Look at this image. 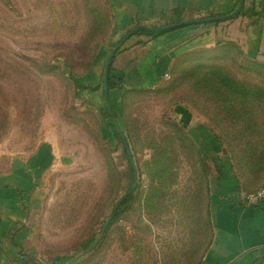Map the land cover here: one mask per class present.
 <instances>
[{
	"label": "rangeland",
	"instance_id": "obj_1",
	"mask_svg": "<svg viewBox=\"0 0 264 264\" xmlns=\"http://www.w3.org/2000/svg\"><path fill=\"white\" fill-rule=\"evenodd\" d=\"M111 7L110 0H0V151L55 145L27 250L36 264H194L208 236L206 183L214 165L189 126L208 122L231 153L255 137L234 145L223 134L226 121L236 119L240 133L244 120L259 126L264 119V105L227 115V99L201 79L216 67L255 94L236 102L264 104V64L248 58L242 43L195 45L174 58L169 77L117 87L109 118L100 93L104 64L97 92L84 84L94 57L116 44Z\"/></svg>",
	"mask_w": 264,
	"mask_h": 264
},
{
	"label": "crops",
	"instance_id": "obj_2",
	"mask_svg": "<svg viewBox=\"0 0 264 264\" xmlns=\"http://www.w3.org/2000/svg\"><path fill=\"white\" fill-rule=\"evenodd\" d=\"M110 2V38L114 43L121 40L110 62L111 73L120 78L121 85L143 86L146 81H161L164 73L169 74L174 58L195 45L242 43L248 58L264 64V0ZM239 2L241 11L225 19L178 25L156 38L124 36L129 30L134 32L177 17L184 20L228 14ZM106 57L97 54L86 71V85L95 88L91 89L94 94L102 73L100 65H105ZM115 89L109 90V99ZM251 129L249 126L248 143L255 137V147L252 144L248 154L255 153L246 163L242 153L224 150L225 136L219 138L208 122L189 126L190 138L203 158L212 159L214 165L206 183L208 236L194 264H264V198H246L247 193L264 185V130L257 136L260 129ZM236 139L233 143L242 142ZM54 147L53 142L45 140L34 150L20 154L0 151V264H36L27 250L29 224L33 208L42 201L40 185L56 156Z\"/></svg>",
	"mask_w": 264,
	"mask_h": 264
},
{
	"label": "trees",
	"instance_id": "obj_3",
	"mask_svg": "<svg viewBox=\"0 0 264 264\" xmlns=\"http://www.w3.org/2000/svg\"><path fill=\"white\" fill-rule=\"evenodd\" d=\"M241 9H242V7H241ZM241 9H240V11H241ZM178 20H180L179 17H177L176 19H172V20H170V21H168L166 23L153 24V25L139 27L134 32H132L131 34H142V35H144V36H146L148 38H156V37H159V36L165 34L168 31L174 29L176 26H173L172 24L175 21H178ZM118 51H119V48L117 49L116 52H118ZM89 65H88V67H89ZM215 68L216 67H212V71L210 73L208 72L207 73L208 75L204 79L202 78L201 80L203 81V84H205L207 86H210V88L213 89V92H215L216 95H217L216 91L219 90V92L222 94L224 99H227L228 103H226V105H225V106H227V109H225V111H223V112L227 113V115H229V114L234 115L235 113H239L240 111H242L243 113H247L248 111L247 110L244 111L243 106L244 107L245 106H251L252 108H254V107H261V106L264 105V104L255 105V104H253L251 102L244 103L243 101H241V99L236 102L235 101V100H237L236 97H238V98H245L246 97L247 100H248V99H251L252 96H255V94L253 95L251 93V89H248V87L244 86V84H242L240 82H237V81H235V80H233V79H231L229 77H226V76L222 75V73L220 74L219 73L220 71L218 69H215ZM171 70H172V63H171V66H170V71ZM100 83L102 84V87H103V80L102 79H101ZM78 86H81V85L79 84ZM84 86L90 87V89H95L91 85H85L84 84ZM122 86L123 85H121L120 78H117L116 76L112 75V73H111V65H109L108 74H107V99H108L109 109L104 105L105 113L107 114V117H109V118H111V116H114V114L116 113L115 112V108L109 103V98H108L109 90L112 89V88H117V87L121 88ZM202 88H204V87H202ZM202 90H204V89H202ZM102 92H103V89H102ZM219 107H221V106H218L217 110H219ZM113 121L118 126L119 123H117V120L114 119ZM226 124H225L226 128H223V131H224L223 134L227 131L226 135L229 137L228 139H232V141H233V138H237L238 140L242 141V142H239V143H233L234 145L235 144L236 145H242V144L248 143L249 126H252L251 130H253V132H255L256 130L260 129V130L257 131L258 135L263 134V131H261V130H264V119L261 120V123H260L259 126H258L259 123H258L257 120L250 119V118L247 121L244 120V122H242V126H243L242 128L243 129H240V133L238 132V129H237V125H236L237 121H236V119L232 118L231 121H226ZM228 128H233L234 129L233 132H232V135H234L233 137H230V135L228 134ZM244 135H246V136H244ZM119 140H120V143H122L125 151H127L129 162L132 163V157L130 156L131 154H130V151L128 149V143H127L126 138L122 135V136H119ZM227 143H228V141H227ZM198 150L200 152V148H198ZM234 151H236L238 153H242L243 156L246 157V159H245L246 163H248L249 155L253 156L254 153H255V152H251L250 154H248L250 152L248 144H246L244 147L243 146H241V147L234 146L233 149H232L231 154ZM247 165L248 164H246V166ZM132 173H134V169L133 168H132ZM134 184H135V182L132 181L131 185H130V187L128 189L129 190L128 194L127 193L125 194L124 198L117 205V207L113 206V208L111 210V218H110L109 223L114 218V216L117 214L119 208L125 203V200H126L127 196L129 194H131V192L135 188ZM109 223H108V225H109ZM106 228H105V230H106Z\"/></svg>",
	"mask_w": 264,
	"mask_h": 264
},
{
	"label": "water",
	"instance_id": "obj_4",
	"mask_svg": "<svg viewBox=\"0 0 264 264\" xmlns=\"http://www.w3.org/2000/svg\"><path fill=\"white\" fill-rule=\"evenodd\" d=\"M241 7V2L238 3L237 7L234 9V11H232L231 13L228 14H224V15H217V16H212V17H202L199 19H184V20H180L177 22H174L172 25L173 26H178V25H182V24H188V23H194L197 21H205V20H220V19H225L227 17H230L233 13L238 12L239 9ZM134 30V29H133ZM133 30H129L127 33H125L124 36L129 35L130 33L133 32ZM121 45V40L118 41L115 46L109 51V53L107 54L106 57V61H105V65H104V70H103V93H104V103L106 105V107L109 109V105H108V101H107V74H108V68L112 59V56L115 54V52L117 51V49L120 47ZM121 133V132H120ZM122 135V133H121ZM125 194L122 195L119 200L116 202V204L114 205V207H117V205L121 202V200L124 198ZM111 218V213L109 214L108 218L106 219L103 227H102V231L100 236L102 235V233L104 232L105 228L107 227L109 221ZM100 238V237H99ZM97 241H95L94 245L96 244Z\"/></svg>",
	"mask_w": 264,
	"mask_h": 264
},
{
	"label": "built area",
	"instance_id": "obj_5",
	"mask_svg": "<svg viewBox=\"0 0 264 264\" xmlns=\"http://www.w3.org/2000/svg\"><path fill=\"white\" fill-rule=\"evenodd\" d=\"M164 77H169V74L164 73ZM246 198L249 200L264 198V185L256 191L247 193Z\"/></svg>",
	"mask_w": 264,
	"mask_h": 264
}]
</instances>
